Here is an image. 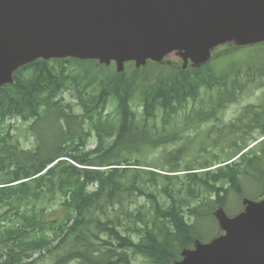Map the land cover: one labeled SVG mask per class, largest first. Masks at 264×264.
<instances>
[{"label": "trees", "instance_id": "1", "mask_svg": "<svg viewBox=\"0 0 264 264\" xmlns=\"http://www.w3.org/2000/svg\"><path fill=\"white\" fill-rule=\"evenodd\" d=\"M243 49L246 58L238 57ZM220 51L233 52L218 66L210 61L183 68L181 61H163L135 67L128 62L117 72L113 63L61 58L37 59L15 70L13 83L0 87V264H36L46 256L47 264H133V256L147 264H171L196 239L206 240L200 221L213 218L216 205L226 206L229 192L245 194L243 178L264 182V138L243 151L252 131L264 135V101L243 108L236 121L247 114L244 125L227 126L229 136L238 134L243 144L234 143L224 160L175 162L167 170L160 166L169 173L149 170L144 178L129 170L139 162L130 163L128 155L140 153L151 140L146 122L158 112L168 124L205 89L216 94L210 97L211 113L197 115L215 118L247 85L264 83V43ZM69 90L79 112L64 102L62 94ZM135 99L143 122L136 121ZM110 101L117 128L106 141L113 127L106 129L110 121L101 116ZM44 117L64 120L59 148H48L35 129ZM17 118L32 120L34 147H22L10 133L9 120ZM85 121L92 126L86 131ZM92 131L96 146L85 150ZM63 141L71 146L61 147ZM180 175L184 183L177 185ZM140 196L146 203H136Z\"/></svg>", "mask_w": 264, "mask_h": 264}, {"label": "water", "instance_id": "2", "mask_svg": "<svg viewBox=\"0 0 264 264\" xmlns=\"http://www.w3.org/2000/svg\"><path fill=\"white\" fill-rule=\"evenodd\" d=\"M263 41L264 0H0V87L38 58L199 66L218 46ZM242 204L232 217L218 207L221 233L172 264H264V196Z\"/></svg>", "mask_w": 264, "mask_h": 264}, {"label": "rangeland", "instance_id": "3", "mask_svg": "<svg viewBox=\"0 0 264 264\" xmlns=\"http://www.w3.org/2000/svg\"><path fill=\"white\" fill-rule=\"evenodd\" d=\"M223 52L216 51L213 54L210 60L213 66H218L219 62H222L225 59H230L231 52L233 51ZM247 55V52L243 49L239 52L238 57L246 58ZM215 95L214 91L210 92L203 89L199 98L194 102H189L169 124L162 123L161 112H158L154 118L148 120L146 126L149 133L152 135L153 143L147 142L145 145H149L143 147L140 153H132L128 155L130 163H133L135 160H138L139 162L137 167L130 166L131 168H129V170L140 171L143 174V177L146 178L148 175L145 172H148L149 170L158 172L162 171L160 166L165 167V170H167L166 168L176 164L175 162H178L180 166H184L185 164L199 165L205 161H214V163H216L226 159V156L229 153L234 152V143L243 144L238 134L232 137H225V134L228 133L227 126L231 124V122H237L238 124L245 122V120H243V122L236 121V118L243 111V108L247 105H256L264 101V83L258 88H253V86L247 85L240 94L239 99L236 102L229 103V105L220 110L215 118L205 120L195 119L194 121L186 120L187 115L208 109L209 99L211 96L214 97ZM62 97L64 102L73 104L74 111H80L78 107L74 106L75 99L72 97L70 90L64 92ZM132 108L136 111V121L141 122L142 107L137 99L132 102ZM101 117L103 122H111L104 125L106 129L116 125L117 114L115 112V102L110 101L108 103L106 110ZM9 122L14 126L10 133L12 135H17L22 147L31 148L36 145L35 133L29 130L32 120L28 122H20L19 119H11ZM82 126L84 131L91 129L92 127L90 123L86 121L82 122ZM35 129L39 132L42 142L45 143L48 148H59V143L64 137L63 134H61L59 122H56L52 117H44L43 120L36 124ZM4 132L5 131L2 133ZM91 133L92 135L86 139L85 150L91 149L96 145L95 132L92 131ZM110 133L113 136L106 135L108 136L106 141H111L116 132L111 130ZM258 138H260L258 130L252 131L251 135H248L245 140L246 145L248 146L246 147H254L252 146L255 143L254 140ZM162 140L165 141L161 142ZM69 146H71L70 141H63L61 143V147L63 148H68ZM247 148H245V150ZM182 176L183 175H180L176 180L177 185L184 183ZM241 183L244 187L245 194L237 195L234 192H229L227 197L228 201L223 210L229 215H235L242 210V196L254 198V196L262 195L264 192L263 186L256 183L250 177L243 178ZM202 196L206 197L208 196V193L203 191ZM136 199V203L139 205L144 204L147 201V199L141 196ZM193 202L194 200L192 203ZM199 227V229L205 234L203 239H211V237L216 236L219 233L217 221H212L209 218L200 221ZM132 258L133 264H147L145 259L141 256H133ZM46 262H48V256L43 257L39 262H36V264H47Z\"/></svg>", "mask_w": 264, "mask_h": 264}]
</instances>
